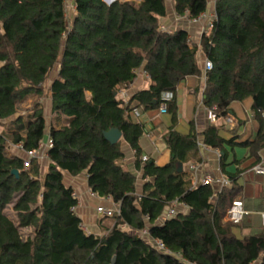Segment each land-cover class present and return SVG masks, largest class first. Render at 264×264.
Wrapping results in <instances>:
<instances>
[{
  "label": "trees",
  "instance_id": "1",
  "mask_svg": "<svg viewBox=\"0 0 264 264\" xmlns=\"http://www.w3.org/2000/svg\"><path fill=\"white\" fill-rule=\"evenodd\" d=\"M171 1L177 15L194 17L208 8V0ZM72 2L69 17L65 0H0V120L13 126L10 135L0 132V264H110L113 256L114 264H264V227L238 237L233 228L239 223L225 218L231 202L241 196L240 169H224L225 145H245L256 157L252 165L264 146V0H215L216 19L199 44L182 25L159 28L167 15L166 0ZM199 51L212 62L205 72L202 106L224 118L231 116L232 101L251 98L259 114L254 140L225 139L216 124L200 133L192 125L185 134L174 129L175 91L187 76L201 78ZM137 68L150 84L127 101L118 98ZM166 91L173 94L164 101L171 124L163 136L171 157L157 165L141 158L138 141L144 127L132 112L160 107ZM28 96L34 101L23 116L17 103ZM46 96L54 119H66L58 128L46 124L39 101ZM111 127L133 150V171L121 163L119 141L104 138L103 131ZM46 134L52 145L41 162L32 159L24 168L23 154L7 152L6 140L30 150ZM199 135L221 152L220 167L230 179L216 193L209 185H191L183 168L176 169L177 162L195 153ZM138 171L143 179L139 193ZM81 172L91 192L119 206L118 215L106 217L114 221L100 235L85 231L71 210L78 199L65 174ZM174 200L186 211L177 206L174 215L164 217ZM11 203L16 221L3 211ZM22 227H31L32 236L23 238ZM144 227L170 253L141 237Z\"/></svg>",
  "mask_w": 264,
  "mask_h": 264
},
{
  "label": "crops",
  "instance_id": "2",
  "mask_svg": "<svg viewBox=\"0 0 264 264\" xmlns=\"http://www.w3.org/2000/svg\"><path fill=\"white\" fill-rule=\"evenodd\" d=\"M189 31L195 34V40H197V26H190ZM197 58L199 66L202 67L204 55L201 51L198 52ZM149 84L150 80L147 74L142 68H137L134 79L119 90L118 98L127 101L132 93L147 88ZM203 85L204 80L202 76L201 78L187 76L177 86L175 97L178 105V115L174 129L185 134L189 132L192 125L196 132L200 133L208 124H216L220 127L219 134L225 139L234 137V140L238 143L245 140H254L259 129V114L251 108V98L230 103L232 112L231 116L227 117H230L231 121H228L227 117H209L208 110L201 104ZM48 104L50 106V102ZM132 115L134 116L133 119L141 122L144 127V132L138 141L141 156L152 158L157 165L166 164L170 160L171 154L163 135L171 124L170 114L166 111L160 112L159 107L151 110H142L141 107H138L132 112ZM253 119L257 121L256 124ZM65 123L66 119L64 117L53 121V125L56 128ZM198 142L202 143L200 135L197 137L195 153L192 152L191 158L182 164L185 179L189 180L193 186L199 184L200 177L204 174L213 176L224 175L220 167L219 154L221 152L208 145L203 148ZM119 143L124 154L121 163L125 168L133 171V150L122 137ZM10 149L12 151L7 150L9 155H22V152L17 149ZM225 149L227 151L224 160L225 171L234 172L240 169L237 182L240 185V196L243 207L247 213L244 215L242 221L233 228V232L238 237H241L256 232L261 226L259 213L264 211V176L251 171V165L256 157L249 154L248 148L245 145H225ZM257 156L259 157V161L264 159V146L257 152ZM191 166H195L196 171ZM136 175L140 181V183L136 181V190L139 193L143 179H141L140 171L136 172ZM64 179H67L68 184L72 186L73 193L78 199L75 212L80 216L81 222L86 223L90 227L95 226L93 221L96 215L93 212V205L97 203L110 205L114 202L110 197H99L91 194L84 172L77 175L65 174ZM179 208L186 211V206L183 204H180Z\"/></svg>",
  "mask_w": 264,
  "mask_h": 264
},
{
  "label": "built area",
  "instance_id": "3",
  "mask_svg": "<svg viewBox=\"0 0 264 264\" xmlns=\"http://www.w3.org/2000/svg\"><path fill=\"white\" fill-rule=\"evenodd\" d=\"M173 23H171V28H177L180 25L184 26L186 29L189 30L190 26H197V36L198 39L195 40V34L193 36V33L190 32L189 39L195 41L197 44H199V39L202 34L207 33L213 26V21L216 19V13L214 10V5L211 7H208L206 11L201 12L199 15L194 17H189L187 14L184 15H173ZM159 28L161 30H167L170 28V26L165 25L164 22H161L159 25ZM212 67V62L207 59L203 58L202 60V78L205 80V72ZM173 97V94L171 91H166L162 94L163 102L161 103L159 110L160 112L166 111V103L164 101H168ZM213 108L208 111L209 117H214V113L212 112ZM263 125H264V112L261 113ZM228 121H231L230 117H227ZM198 144L205 148L206 144L198 142ZM51 139L48 137V134L45 135L42 141H40L37 145V147L26 150L22 148L21 143H15L11 146H14L17 150L21 151L23 154V167L28 168L30 165V162L32 159H37L38 161H43L47 158V150L51 147ZM142 160H146V156L141 157ZM196 171L195 166H191ZM251 171L255 174H260L264 176V159H261L257 163L251 166ZM199 184H205L209 185L212 188H214V191L216 193V190L221 189L222 187L229 186L230 185V179L225 175H219V176H213L210 174H204L200 177ZM215 193L213 195H215ZM91 194H94L91 192ZM180 203L176 200L172 201L168 207H166L165 212L163 216L168 217L172 216L176 213V207L179 206ZM76 206L71 207V210L75 211ZM119 206L118 204H110V205H104V204H98L94 208V214L96 216L101 217H113L119 214ZM247 213V211L243 207L242 200L237 198L234 199L231 202V205L226 211L225 218L232 223L238 224L242 221L244 215ZM260 216V223L264 227V211H261L259 213ZM126 225H122L121 228H126ZM139 235L145 239H148L154 247L157 249L164 251L165 253H170L169 249L165 247V245L157 238H152L148 234L147 227L142 228L139 231Z\"/></svg>",
  "mask_w": 264,
  "mask_h": 264
},
{
  "label": "rangeland",
  "instance_id": "4",
  "mask_svg": "<svg viewBox=\"0 0 264 264\" xmlns=\"http://www.w3.org/2000/svg\"><path fill=\"white\" fill-rule=\"evenodd\" d=\"M105 1H110V0H105ZM137 2L139 1H143V0H135ZM215 0H208V7H211L212 5H214ZM65 7L67 9L68 12V16L70 17V15H72V11L74 9V5L72 0H65ZM166 7H167V15L165 18L161 19V22H164L165 25L170 26L171 23H173V19H172V15H174V11H173V4L171 0H166ZM170 16H169V14ZM57 67V66H56ZM55 67V68H56ZM53 77V74H51L49 76V80ZM36 99H38V97H35ZM248 99V98H247ZM34 101V96H28L25 99H23L22 101L17 103V113H22L23 116H26L27 113L29 112V108L31 107L32 103ZM39 101L42 102V106L44 108V116L46 119V124L47 126H49V124H53V121L55 120L54 117L51 115V113L49 112V98L48 96H46L45 98L41 97L39 98ZM254 123L256 124L257 121L254 120ZM13 126L11 125L10 121L8 119L6 120H0V132H3L5 135H10V132ZM47 133V132H46ZM7 141V150L8 151H12L10 148L16 149L14 146H11L12 143L10 142V140H6ZM42 169L46 168V163L42 162ZM67 177V176H66ZM65 183L68 184L67 179H64ZM137 183H140V181L137 179ZM69 185V184H68ZM97 204L93 205V212H94V208L96 207ZM4 213L13 221H16V217H15V212L12 209V203L8 204L5 208H4ZM95 215V214H94ZM114 219L113 218H103L101 216H95L93 223H95V226H88L86 225V223H82V227L84 228L85 231L87 232H93L95 234H103L105 233V227H110L113 224ZM20 234L23 238H26L28 236H32V228L31 227H22L19 229Z\"/></svg>",
  "mask_w": 264,
  "mask_h": 264
},
{
  "label": "water",
  "instance_id": "5",
  "mask_svg": "<svg viewBox=\"0 0 264 264\" xmlns=\"http://www.w3.org/2000/svg\"><path fill=\"white\" fill-rule=\"evenodd\" d=\"M105 1V0H104ZM113 0L110 1H105L107 3H110ZM103 136L104 138L109 141L111 144H115L116 142H118L122 136L121 131L117 128V127H111L106 131H103ZM176 169L178 171L182 170V163L181 162H177L176 163ZM11 172L15 175L18 176V170L17 169H12ZM115 261V256H113L111 258V262L110 264H114Z\"/></svg>",
  "mask_w": 264,
  "mask_h": 264
}]
</instances>
